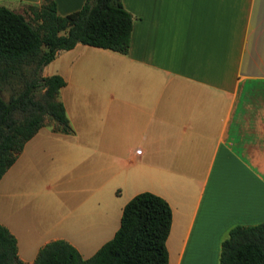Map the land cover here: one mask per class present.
Returning a JSON list of instances; mask_svg holds the SVG:
<instances>
[{
  "label": "crops",
  "instance_id": "obj_1",
  "mask_svg": "<svg viewBox=\"0 0 264 264\" xmlns=\"http://www.w3.org/2000/svg\"><path fill=\"white\" fill-rule=\"evenodd\" d=\"M83 1L54 0L59 14ZM121 2L125 53L76 43L42 67L64 79L72 132L25 140L0 176V223L27 264L55 238L87 257L149 191L171 211L167 264H217L230 226L264 221V0Z\"/></svg>",
  "mask_w": 264,
  "mask_h": 264
},
{
  "label": "trees",
  "instance_id": "obj_2",
  "mask_svg": "<svg viewBox=\"0 0 264 264\" xmlns=\"http://www.w3.org/2000/svg\"><path fill=\"white\" fill-rule=\"evenodd\" d=\"M27 9L31 20L0 4V176L38 127L72 132L58 97L64 79L43 74L42 67L76 43L125 53L133 20L121 0H84L64 14L54 0ZM170 214L164 198L137 192L124 203L113 235L91 255L82 257L68 241L55 238L38 248L31 264H167ZM0 264H27L1 223ZM217 264H264V221L230 226L220 240Z\"/></svg>",
  "mask_w": 264,
  "mask_h": 264
},
{
  "label": "rangeland",
  "instance_id": "obj_3",
  "mask_svg": "<svg viewBox=\"0 0 264 264\" xmlns=\"http://www.w3.org/2000/svg\"><path fill=\"white\" fill-rule=\"evenodd\" d=\"M24 15L26 18H28L29 20H31V13L29 11H27V9L24 11ZM2 95L5 96V92H2Z\"/></svg>",
  "mask_w": 264,
  "mask_h": 264
}]
</instances>
